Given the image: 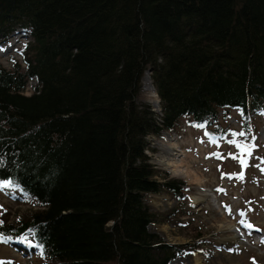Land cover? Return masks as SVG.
<instances>
[{
  "label": "trees",
  "instance_id": "trees-1",
  "mask_svg": "<svg viewBox=\"0 0 264 264\" xmlns=\"http://www.w3.org/2000/svg\"><path fill=\"white\" fill-rule=\"evenodd\" d=\"M17 31L30 40L0 65V188L32 210L3 215L0 236L32 233L43 264H170L195 251L148 230L169 216L146 195L188 198L150 163L148 138L183 121L253 145L264 0H0V48ZM149 70L160 115L137 102ZM232 112L239 130L221 125Z\"/></svg>",
  "mask_w": 264,
  "mask_h": 264
},
{
  "label": "rangeland",
  "instance_id": "rangeland-1",
  "mask_svg": "<svg viewBox=\"0 0 264 264\" xmlns=\"http://www.w3.org/2000/svg\"><path fill=\"white\" fill-rule=\"evenodd\" d=\"M12 35L9 43L0 48V65L5 69L11 68V59L20 62V51L26 44L19 31ZM34 85L30 80L24 94L30 95ZM141 85L137 102L150 105L149 93L143 82ZM155 113H161L160 106ZM254 121V142L247 148L250 155L242 150L245 146L240 144L239 137L232 138L229 134L222 137L213 128L191 127L183 121L176 133L163 132L160 137L148 138L152 150L145 153L150 163L167 173L168 179L185 182L188 196L184 204L168 194L144 198L152 212L162 218L169 216L164 223L150 224V233L166 243L196 245L195 251L183 253L170 264H196V259L198 264H264V242L260 241L264 237V116ZM221 125L223 129L240 128L234 112ZM173 144L177 154L183 155L188 172L185 178L160 163L169 157V147ZM241 160L246 163L242 164ZM30 210L32 207L15 191L0 188V222L3 215L10 223L15 222ZM229 224H233L230 230ZM247 224L253 227L250 229ZM18 241L0 239L2 264H43L30 232Z\"/></svg>",
  "mask_w": 264,
  "mask_h": 264
},
{
  "label": "bare ground",
  "instance_id": "bare-ground-1",
  "mask_svg": "<svg viewBox=\"0 0 264 264\" xmlns=\"http://www.w3.org/2000/svg\"><path fill=\"white\" fill-rule=\"evenodd\" d=\"M20 35H22V38H25L26 41L28 42L30 40L29 36L26 35L23 31L20 32ZM12 38V37H11ZM143 88H145L147 90V92L149 93V102L151 103V106H154L153 108H157L159 107V103H158V96L156 95V91L152 85V81L150 78V73H148V71L145 73L144 77H143ZM169 151H168V156L169 157H165L163 161H161L160 163L167 168V170H171L175 175L177 176H181L184 177L186 176V174L188 173L187 170H185L184 168V163L182 161V154H177L178 151L176 150V146L175 144H173L172 146L169 147ZM151 151V150H150ZM149 152V151H148ZM147 152V153H148ZM149 154V153H148ZM187 177V176H186ZM233 224H229L227 226V228L230 230L231 226ZM236 237V236H234ZM196 264H198V260L196 259Z\"/></svg>",
  "mask_w": 264,
  "mask_h": 264
},
{
  "label": "snow or ice",
  "instance_id": "snow-or-ice-1",
  "mask_svg": "<svg viewBox=\"0 0 264 264\" xmlns=\"http://www.w3.org/2000/svg\"><path fill=\"white\" fill-rule=\"evenodd\" d=\"M239 135H243V133H240ZM245 151H247L248 154L250 155V149H247V148H246ZM241 163L244 164V163H246V161L241 160ZM241 223H244V221H241ZM246 226H247L248 228H250V229L253 227L251 224H247ZM0 264H2V262H0Z\"/></svg>",
  "mask_w": 264,
  "mask_h": 264
},
{
  "label": "water",
  "instance_id": "water-1",
  "mask_svg": "<svg viewBox=\"0 0 264 264\" xmlns=\"http://www.w3.org/2000/svg\"><path fill=\"white\" fill-rule=\"evenodd\" d=\"M150 72H151V71L149 70L148 73H150ZM156 95H157V94H156ZM159 102H160V101H159V99H158V103H159Z\"/></svg>",
  "mask_w": 264,
  "mask_h": 264
}]
</instances>
